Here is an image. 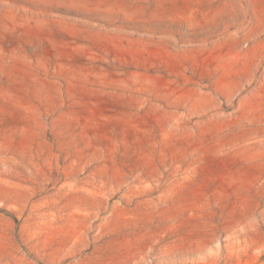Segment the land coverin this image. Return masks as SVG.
<instances>
[{"label":"rangeland","instance_id":"1","mask_svg":"<svg viewBox=\"0 0 264 264\" xmlns=\"http://www.w3.org/2000/svg\"><path fill=\"white\" fill-rule=\"evenodd\" d=\"M0 264H264V0H0Z\"/></svg>","mask_w":264,"mask_h":264}]
</instances>
